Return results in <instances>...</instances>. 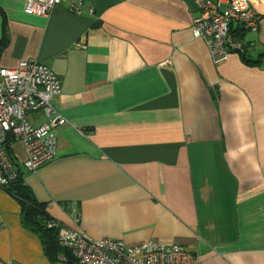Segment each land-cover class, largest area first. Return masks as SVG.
Here are the masks:
<instances>
[{
	"label": "crops",
	"instance_id": "1",
	"mask_svg": "<svg viewBox=\"0 0 264 264\" xmlns=\"http://www.w3.org/2000/svg\"><path fill=\"white\" fill-rule=\"evenodd\" d=\"M27 1L0 0V66L35 59L61 80L56 156L31 172L24 145L10 149L51 218L204 264H264V0L256 31L233 28L244 55L220 64L193 35V0H84L81 14L63 2L49 16ZM18 196L0 188V263L70 264L47 257Z\"/></svg>",
	"mask_w": 264,
	"mask_h": 264
},
{
	"label": "built area",
	"instance_id": "2",
	"mask_svg": "<svg viewBox=\"0 0 264 264\" xmlns=\"http://www.w3.org/2000/svg\"><path fill=\"white\" fill-rule=\"evenodd\" d=\"M193 1L197 10L193 35L205 41L215 64L226 61L233 50L240 48L232 34L235 25L244 30L258 29L260 15L253 0ZM63 2H67L71 12L83 13L84 0H28L25 11L49 16L54 7ZM88 10L94 13L92 7ZM60 93V78L39 60H21L14 68L0 66V188L12 187L20 176L8 145L15 142L24 145L23 165L31 172L56 156V128L67 123L53 104ZM35 111H41L46 118L37 126L28 120V113ZM47 227L57 228L59 245L70 251L79 264H204L180 244L148 241L128 245L121 239H96L55 219H51Z\"/></svg>",
	"mask_w": 264,
	"mask_h": 264
},
{
	"label": "trees",
	"instance_id": "3",
	"mask_svg": "<svg viewBox=\"0 0 264 264\" xmlns=\"http://www.w3.org/2000/svg\"><path fill=\"white\" fill-rule=\"evenodd\" d=\"M240 28L243 29L242 27ZM6 44H7V39L4 35L3 38L0 40V57L3 51V48L5 47ZM244 60L246 62H251L250 59L247 57V55L244 56ZM254 63H258V62L253 61V64ZM7 147L10 153L11 146L8 145ZM21 179L22 178L20 175L18 178V182H21ZM8 190H10L11 192L14 191L12 187L8 188ZM19 200L21 201V204H22L23 221L33 231L37 232L40 235L42 243L44 244V249H45V253L47 257L50 260L56 261V260H59L60 257H62L63 255L66 257V261L68 263L79 264L77 260L71 255L70 251L64 249L63 247L59 245L58 238H57L58 236L57 228L47 227V223L53 218H51V216L46 211V204L37 201L33 196L30 199H25L20 196Z\"/></svg>",
	"mask_w": 264,
	"mask_h": 264
},
{
	"label": "water",
	"instance_id": "4",
	"mask_svg": "<svg viewBox=\"0 0 264 264\" xmlns=\"http://www.w3.org/2000/svg\"><path fill=\"white\" fill-rule=\"evenodd\" d=\"M237 51L242 52V55H244L242 49L238 48ZM12 188L25 199H30L32 197L31 188L25 183L17 182L13 184Z\"/></svg>",
	"mask_w": 264,
	"mask_h": 264
}]
</instances>
